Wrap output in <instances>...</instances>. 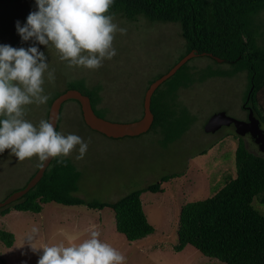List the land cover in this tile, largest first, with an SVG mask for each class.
<instances>
[{"label":"rangeland","instance_id":"obj_1","mask_svg":"<svg viewBox=\"0 0 264 264\" xmlns=\"http://www.w3.org/2000/svg\"><path fill=\"white\" fill-rule=\"evenodd\" d=\"M35 10V0H0V45L33 46L32 40L22 41L16 22L23 26L29 13ZM253 18L255 39L258 46L264 48V9ZM114 22L126 29V33L116 34L113 47L117 54L103 61L97 70L69 69L54 49L35 45L44 52L50 69H55V81L49 83L45 74L44 89L49 99L43 105L26 106L27 120L38 125L45 119L50 99L72 79H83L88 87L101 86L97 108L104 110L103 118L116 122L140 118L146 85L184 54V40L177 23H151L143 17L129 21L120 15H115ZM186 63L195 78L205 74L207 66L230 68L228 64L217 65L204 55H197ZM247 88L246 71L232 76L207 77L179 88L177 102L185 106L195 120L179 138L167 144L158 129L133 137H107L83 123L76 100L63 102L57 131L77 134L85 142L90 139L83 159H75L78 150L67 157L80 172L76 196L113 202L131 190L156 182L161 175L173 172L180 175L163 182L162 192L141 193V205L154 232L135 241H128L116 230L114 213L109 207L96 210L84 205L48 202L39 213L10 210L0 215V228L12 232L14 242L6 247L0 241V264H37L42 250L33 249L45 243H79L86 238L85 229L91 224L99 226L102 240L126 256V264H226L203 255L191 245H185L180 251L173 247L178 243L180 207L188 201L211 196L227 175L235 176L234 151L238 140L249 150L262 154L250 135L238 136L233 125L222 126L213 133L203 130L206 119L217 111L245 120L247 112L242 102ZM259 102L264 108V94L260 95ZM260 127L264 130V123L260 122ZM202 150L206 152L200 154ZM38 162L35 156L20 161L8 151L0 154V201L27 182ZM252 204L264 214V203L255 199ZM33 225L40 229L39 237L29 241Z\"/></svg>","mask_w":264,"mask_h":264},{"label":"trees","instance_id":"obj_2","mask_svg":"<svg viewBox=\"0 0 264 264\" xmlns=\"http://www.w3.org/2000/svg\"><path fill=\"white\" fill-rule=\"evenodd\" d=\"M263 9L264 0H114L110 13L126 20L143 17L151 23L179 24L185 51L178 60L194 50L221 58L219 63L207 56L217 65H230L226 70L207 66V72L195 78L189 65L184 63L153 92L150 102L153 121L148 131L158 129L164 137V144L176 140L195 120L188 109L177 102V90L207 77L232 76L239 71H246L248 76L242 108L248 113L247 107H250L259 122L264 123V108L259 102L260 95L264 94V48L257 44L256 23L252 20ZM163 73L150 80L145 90ZM68 89H76L88 96L95 114L104 117V110L97 108L101 86L88 87L83 79L67 81L65 88L50 99L48 108L55 97ZM78 106L80 109L79 103ZM205 152L202 150L200 154ZM234 162L235 176L227 175L220 188H214V194L188 201L180 207L178 243L174 250L180 251L185 245H191L203 255L226 264H264V214L252 204L255 199L264 203V153L249 150L239 139ZM179 175L180 172L161 175L156 182L131 190L113 202L85 200L75 195L80 172L71 160L66 158V164H57V158H52L36 185L16 201L1 207L0 215L10 210L39 213L43 204L48 202L84 205L96 210L109 207L114 213L116 230L128 241H135L154 232L143 211L141 193L162 192L161 184ZM0 241L10 247L14 242L13 233L1 227Z\"/></svg>","mask_w":264,"mask_h":264},{"label":"clouds","instance_id":"obj_3","mask_svg":"<svg viewBox=\"0 0 264 264\" xmlns=\"http://www.w3.org/2000/svg\"><path fill=\"white\" fill-rule=\"evenodd\" d=\"M32 11L16 29L22 41H34L33 46L0 45V154L10 152L18 160L37 157L46 162L66 158L78 150L76 160L84 158L90 139L85 142L77 134L65 135L48 119L34 125L26 119V106L46 104L45 74L54 83L55 69H50L44 52L36 44L54 49L58 58L71 68L97 70L103 61L117 53L113 42L117 33H126L114 22L110 13L114 0H35ZM78 146V148H77ZM40 229L33 225L28 240L39 237ZM86 238L79 243L63 241L45 243L37 264H126V256L112 244L102 240L99 226L85 229Z\"/></svg>","mask_w":264,"mask_h":264},{"label":"water","instance_id":"obj_4","mask_svg":"<svg viewBox=\"0 0 264 264\" xmlns=\"http://www.w3.org/2000/svg\"><path fill=\"white\" fill-rule=\"evenodd\" d=\"M210 56L221 62L222 59L213 56L211 53L190 51L174 63L166 72L160 77L153 80L146 88L142 98V115L140 118L128 122H116L105 119L95 114L91 107L89 97L82 94L76 89H68L55 97L48 108L47 118L50 120L55 128H57L60 108L63 102L67 100H76L80 105L81 116L84 123L92 130H95L110 138L133 137L145 133L151 126L153 121V114L150 110L151 96L155 89L161 85L165 80L170 78L174 73L188 60L197 56ZM252 87L250 88V90ZM250 92V91H249ZM248 99V97H247ZM247 119L239 120L227 115L224 111H217L212 113L205 121L203 130L207 133H213L222 126L233 125L234 131L238 136L249 134L253 142L257 145L260 152L264 153V130L260 127L259 119L254 115L253 110L247 107ZM41 162L35 173L28 179L26 184L0 201V208L4 207L27 193L42 177L45 169L48 167L50 161Z\"/></svg>","mask_w":264,"mask_h":264},{"label":"flooded vegetation","instance_id":"obj_5","mask_svg":"<svg viewBox=\"0 0 264 264\" xmlns=\"http://www.w3.org/2000/svg\"><path fill=\"white\" fill-rule=\"evenodd\" d=\"M247 114H248V113H247ZM246 119H247V117H246ZM246 119H245V120H246Z\"/></svg>","mask_w":264,"mask_h":264}]
</instances>
